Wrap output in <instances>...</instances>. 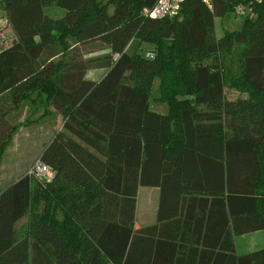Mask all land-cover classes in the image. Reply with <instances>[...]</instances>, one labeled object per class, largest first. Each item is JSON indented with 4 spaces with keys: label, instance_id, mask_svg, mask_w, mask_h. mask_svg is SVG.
<instances>
[{
    "label": "trees",
    "instance_id": "1",
    "mask_svg": "<svg viewBox=\"0 0 264 264\" xmlns=\"http://www.w3.org/2000/svg\"><path fill=\"white\" fill-rule=\"evenodd\" d=\"M248 2L186 0L151 19L141 10L153 0H0L12 35L0 48V159L17 127L9 112L61 119L37 157L44 179L0 190V264H264V247L233 243L264 230V0L214 33L215 17ZM94 44L108 51L72 52ZM139 186L159 197L155 222L134 229Z\"/></svg>",
    "mask_w": 264,
    "mask_h": 264
},
{
    "label": "rangeland",
    "instance_id": "2",
    "mask_svg": "<svg viewBox=\"0 0 264 264\" xmlns=\"http://www.w3.org/2000/svg\"><path fill=\"white\" fill-rule=\"evenodd\" d=\"M44 13L48 16H57L62 13V11L58 8L53 6L45 7ZM242 17H235L233 13H225L221 16L214 18V33L217 36L221 35V33L225 30H234L238 29L241 24ZM12 39V35L10 29L6 24V20L4 17L3 12L0 10V48L5 47L4 45L9 44ZM149 47L153 48L148 43H142L139 49V53L141 55H146V53L152 52V49L149 50ZM68 49V48H67ZM67 49L65 51H67ZM82 50V49H81ZM108 48L101 44H94L91 46V52L89 54L80 53L79 48H73L72 52L78 53L77 58L80 57H87L91 55H97L100 53L107 52ZM105 69H89L85 72L84 77L87 79H91L93 81H97L104 73ZM157 92V78L154 79L152 87H151V96H155ZM231 92V91H230ZM234 93V92H232ZM234 94H227V98L229 101H235L237 104L235 107L241 108L245 105V100L241 98L239 95L236 96ZM245 96V94H241ZM251 107V106H248ZM150 110L159 113H166V105L150 101L149 103ZM31 109V108H30ZM31 111V110H30ZM18 112V115L15 113ZM248 113V110L244 111ZM28 114V117H25ZM9 114V116H8ZM6 117L10 123L17 124L16 129L12 133L10 137L9 143L3 149V153L0 159V186L5 180V177L8 173H17L21 167L26 165L23 174H26V171L30 167V165L37 159L39 148L46 144L48 141L47 136L48 133L51 131L58 130L60 127V117H50L49 114H45L43 116H37L36 113L29 112V108L24 105L21 109H14L13 111L9 112ZM52 115V114H50ZM54 119V120H53ZM48 132V133H47ZM31 144V145H30ZM136 198L137 204L140 205V201L142 200L143 194L140 192ZM36 196V193H34ZM137 194V192H136ZM41 203V202H39ZM137 222V221H136ZM27 224V217L21 218L17 222L18 228V235H21L23 231L26 230ZM236 250L238 252L244 251L249 249L247 246L248 239H237L236 240ZM109 264V263H108Z\"/></svg>",
    "mask_w": 264,
    "mask_h": 264
},
{
    "label": "crops",
    "instance_id": "3",
    "mask_svg": "<svg viewBox=\"0 0 264 264\" xmlns=\"http://www.w3.org/2000/svg\"><path fill=\"white\" fill-rule=\"evenodd\" d=\"M49 116L50 117H59V116L54 115V114H52V115L49 114ZM52 133H53V131L49 132L46 139L50 138L52 136ZM43 146H41L39 148L38 154L42 150ZM26 165L21 167L17 173H12V174L8 173V175L5 177V180H3V183L0 186V190L2 188H4L7 184L12 182L14 179H16L18 176L22 175L23 171L26 168ZM139 188H140V192L143 194V197H142V200L140 201V205H138L137 201H135L134 220H133V228L134 229H140L143 226L153 224L156 220V214H157V205H158V197H159L158 187H156V186H151V187L139 186L137 188L136 198H137L138 193H139V191H138ZM237 239H248L247 246L249 247V249L238 252L236 250V243H235ZM233 243H234L235 251L238 254L248 252V251H251L254 249L262 248V247H264V230H256L253 232H248V233H244V234H241L238 236H234L233 237Z\"/></svg>",
    "mask_w": 264,
    "mask_h": 264
},
{
    "label": "built area",
    "instance_id": "4",
    "mask_svg": "<svg viewBox=\"0 0 264 264\" xmlns=\"http://www.w3.org/2000/svg\"><path fill=\"white\" fill-rule=\"evenodd\" d=\"M186 0H153V3L150 7H144L141 10V14L145 17L151 19L159 18H171L178 14L181 5ZM206 8L211 9L212 0H199ZM262 0H249L245 4H237L233 7V12L236 16L246 17L251 19L254 16V6L261 3ZM147 56L151 57V54L146 53ZM116 57V54L113 55ZM46 166L41 163L38 159L35 160L32 165L26 171V174L33 176L37 179H44L46 172Z\"/></svg>",
    "mask_w": 264,
    "mask_h": 264
}]
</instances>
